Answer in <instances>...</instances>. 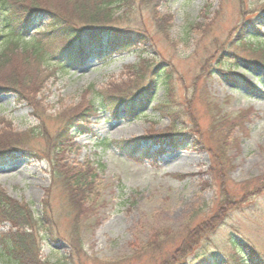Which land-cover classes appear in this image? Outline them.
<instances>
[{
	"label": "rangeland",
	"instance_id": "obj_1",
	"mask_svg": "<svg viewBox=\"0 0 264 264\" xmlns=\"http://www.w3.org/2000/svg\"><path fill=\"white\" fill-rule=\"evenodd\" d=\"M146 1L150 0H134L138 7L133 12L112 9L114 26L141 22L152 36L140 57L120 51L64 73L61 60L52 52L46 51L40 62L22 46L6 50L9 55L0 64V88L10 89H0V146L12 148V140H21L27 152L7 153L0 160V189L30 214L46 220L44 226L34 222L27 230L32 231L40 263H156L177 247L178 237L187 228L209 215L215 228L206 229L213 232L179 264H239L248 255L241 247L245 245L264 260V89L255 79L261 70L255 68L246 77L257 91L224 83L215 75L209 79L200 75L205 57L228 50L238 38L264 35V19L256 28L236 35L242 19L259 12L264 0H153L152 4L159 3L158 17L169 21L166 32L155 29L144 9ZM49 2L64 9L63 0ZM33 35L30 29L22 42H29ZM238 50L249 54L248 49ZM158 65L173 73V105L180 115L182 147L166 148L156 163L143 159L136 163L112 147L97 145L104 139H139L141 149L155 137L150 134L168 129L170 119L152 109L163 98L162 88L153 92L154 100L144 111L135 108L125 114L122 110L118 119L104 112L79 121L76 127L88 134L68 132V143L56 160L61 168L76 172L87 165L96 169L99 200L91 194L97 203L88 206L79 200L80 195L72 199L53 176L48 140L66 120L91 104L96 92L129 86L133 90V68L147 78ZM12 86L17 92H12ZM213 151L225 167V176L214 172ZM10 231V224L0 218V239ZM159 234L158 255L152 260L144 245ZM75 245L82 253L71 252ZM0 264L15 263L0 254Z\"/></svg>",
	"mask_w": 264,
	"mask_h": 264
},
{
	"label": "trees",
	"instance_id": "obj_2",
	"mask_svg": "<svg viewBox=\"0 0 264 264\" xmlns=\"http://www.w3.org/2000/svg\"><path fill=\"white\" fill-rule=\"evenodd\" d=\"M152 1H146L144 9L150 13L155 29L166 32L169 21L158 17L159 14L156 11L157 5L162 0H157L158 4H152ZM63 3L64 9L61 10L59 5L49 2V0H0V47L2 49L0 64L9 55L5 54L7 49L12 47V50H16L22 46V50H29L40 62H43L46 51L54 53L61 60L62 72L66 73L71 67H86L90 59L103 61L120 51H129L140 57L152 43V36L146 32L141 22L123 27L114 26L116 23H114L112 9L118 8L127 12H130L131 9L133 12L138 7L135 6L134 0H63ZM262 12L264 14V6L259 12H254L251 17H246L247 19L244 17L236 28V35H242L248 28L254 29L255 25L264 19ZM30 29H33L36 35L31 36L29 42H22L24 35ZM228 46L229 51L219 49L216 51V55L203 59L202 68L204 70L200 75L208 79L215 75L224 83L245 86L255 91L256 86L246 77L255 68H259L262 74L255 79L264 89V35L250 34L244 38H238L236 42H230ZM237 49H239L238 51L248 49L247 53L255 55H243L241 52H235ZM133 69L136 83L133 90L132 86H129L127 90L96 92L91 104L79 110L74 117L66 120L62 128L55 133L52 139L48 140L51 152L47 159L54 178L63 183L64 190L66 189V193L72 199L77 200L80 195L79 200L84 202V205L92 206L99 200L94 186L97 177L96 169H91L87 165L82 166L76 172L70 168H61L56 160L57 153L68 143V132L74 129L76 130L74 133L77 135L88 134L85 128L76 127V123L79 121L85 122L84 119L95 117L104 112L108 113L110 118L118 119L122 110L125 114H129L135 108L143 110L145 107H149L154 100L153 92L162 88L163 98L152 109L159 112L160 116L170 119L171 126L168 129L158 134H150L155 137L150 139L148 146L141 149H138L139 139L119 142L104 139L98 141L97 145L102 149L112 147L136 163L142 162V159L156 163L166 148L178 149L177 147H182L183 136H179L181 132L178 130L181 125L180 115L177 111L178 108L173 105V73L165 66L158 65L154 66L145 78L146 76L137 75L139 72L137 68ZM139 84H141V88L133 92ZM143 84L147 87L142 88ZM9 87L0 89L6 92L10 89ZM11 90L17 92L13 86ZM18 98L21 99L20 96ZM43 135L45 134L43 133ZM179 137L181 140L178 139ZM20 145H22L21 140H12V148L11 146L10 148H8L9 146H0L2 147L0 148V160L5 158L7 153L13 155L15 152H27V149ZM197 145L195 142L194 146ZM212 153L216 157L213 161L216 164V168L213 167L214 172L217 175L220 173L225 176L226 170L219 161V155L214 151ZM91 194L98 197L95 202H93L95 197H92ZM76 205L80 204L76 201ZM0 218L2 222L9 223L11 227V231L3 234L0 239V254L15 264H44L39 262L38 248L31 234L32 231L27 232V230L34 226V222L44 226L43 221L46 220L30 214L25 206L13 201L2 189H0ZM213 219L214 217L209 215L198 223H194L193 227L187 228L184 235L178 237L177 247L166 253L160 261L151 264H179L181 259L201 243L205 235L213 232L211 230L215 228ZM206 227L211 229H206ZM160 235L153 239L154 242L144 245L145 253H149L152 260L158 255L160 246L156 242ZM76 237L78 238V236ZM233 247L237 248L235 245ZM241 247L246 249L248 255L246 258H241L239 264H264V260L250 246ZM81 249L80 246L75 245V247H71V252L82 253Z\"/></svg>",
	"mask_w": 264,
	"mask_h": 264
}]
</instances>
